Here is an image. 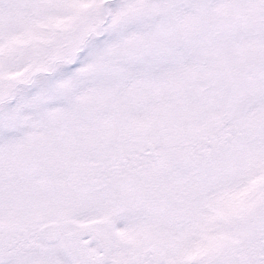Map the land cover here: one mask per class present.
Returning a JSON list of instances; mask_svg holds the SVG:
<instances>
[{
  "label": "snow or ice",
  "instance_id": "snow-or-ice-1",
  "mask_svg": "<svg viewBox=\"0 0 264 264\" xmlns=\"http://www.w3.org/2000/svg\"><path fill=\"white\" fill-rule=\"evenodd\" d=\"M0 264H264V0H0Z\"/></svg>",
  "mask_w": 264,
  "mask_h": 264
}]
</instances>
